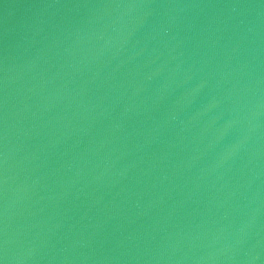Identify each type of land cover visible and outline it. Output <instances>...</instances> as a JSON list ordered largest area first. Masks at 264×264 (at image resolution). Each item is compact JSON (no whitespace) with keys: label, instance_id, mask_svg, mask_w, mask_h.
<instances>
[{"label":"water","instance_id":"95a60500","mask_svg":"<svg viewBox=\"0 0 264 264\" xmlns=\"http://www.w3.org/2000/svg\"><path fill=\"white\" fill-rule=\"evenodd\" d=\"M0 264H264V0H0Z\"/></svg>","mask_w":264,"mask_h":264}]
</instances>
